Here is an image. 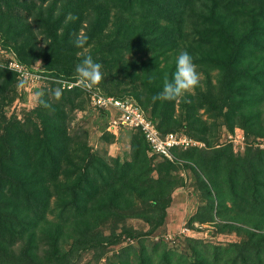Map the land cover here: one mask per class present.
<instances>
[{"label": "rangeland", "instance_id": "rangeland-1", "mask_svg": "<svg viewBox=\"0 0 264 264\" xmlns=\"http://www.w3.org/2000/svg\"><path fill=\"white\" fill-rule=\"evenodd\" d=\"M20 11L25 13L24 9L20 8ZM89 11L91 13L75 25L76 37L87 36L88 38L91 30L92 33L96 32L101 40L106 39L105 35L110 31L113 32L112 36H115L112 21L117 9L110 8L107 19L100 22H97L98 17L94 15L95 10L89 9ZM57 12L58 9L55 8L53 16L59 15L56 14ZM34 14H30L27 18V21L33 25L32 31L20 34L19 39L38 41L37 45L45 48L46 37L41 29L42 19L35 18ZM3 40L0 33V82L6 83V88L2 91L3 96L0 95V119L4 121L0 120V122L5 124L8 120H14L10 122L9 127H18L22 133L26 131L28 135L35 136L30 145L37 147L47 146L48 136L45 132L51 124L57 123L63 131V135H57L59 150L56 152V162L50 161L49 157L44 159L42 150L39 149L37 153L40 155L37 154V157L34 155L31 167L29 164L22 163L26 157L16 156L18 163L12 166L13 175L0 171V177L6 178L7 182L12 185H22L28 174L33 175L32 182L35 180L37 172L33 174L31 168L35 171L37 167L42 166L43 176L50 175L52 163L55 164L53 170L61 169L57 182L52 181L53 186H49L51 192L45 197L48 203L40 207L43 218L41 224H36L34 227L38 234L35 239L37 249L22 253L23 248L29 247V239L15 238L10 243L12 248L8 254L14 256L16 260H21L22 264L33 262L46 264L55 246L62 252H68L72 241L78 235L76 221L79 220V215L78 211L72 207L76 196L82 189L87 191L92 187H103L101 182L106 177L120 176L122 172L130 168L131 176L138 175L141 169V174L146 172L147 177L150 175L155 179L163 177L165 180L175 182L170 193L171 200L165 207L164 218L152 226L151 222L143 219L142 213H137L145 209L143 198L138 195L139 192L124 196L119 212L108 213L101 229L107 240L98 248L84 249L80 246L73 248L68 253L70 264H119L116 262L118 253L123 250L127 253L130 251L125 257L126 260L135 261L141 248H146V253L150 252L152 244L154 247L158 245V242L160 246H163L164 242L165 246L163 249L158 247L160 249L154 255V261H159L165 249H170L176 258L183 254L188 260L192 256V248L196 247L194 246L196 241L208 242L213 246L219 245L224 248L230 242L242 239L245 236L244 232L236 226L253 228L264 234V206L254 211L253 215L243 213L241 210L245 207L242 201L253 199L254 196L250 191L249 199H245V194L239 188L240 183L245 179L254 183L256 174L248 166V161L258 155L256 148L264 151V134L256 135L249 129L246 131L240 123L242 121L239 115L227 114L225 118L211 106L210 94L219 86L222 71L216 66L215 50L207 52L209 48L211 49L210 45L197 42L192 50L186 42L179 47L178 53L181 50H187L194 57L199 72V83L195 89L174 99L175 118L180 120V128L187 133L184 130L181 132L195 141L196 151L183 154L184 158L178 159L180 164L169 165L159 156L151 153L148 147L144 150V142L139 143L140 137L135 130L113 123L112 120L116 115L113 108L99 109L90 102L89 90L111 96H123L128 93L126 95L134 97L138 102L140 97H145L149 90L148 102L142 103L150 110L155 100L154 91H158L159 88L161 91L165 79H171L169 72H166L162 78L154 76L152 81H148L149 83L144 78L134 81L141 67L145 66L143 59L150 51L143 55V51H135V48L116 50L109 40L104 46V51H101V46L95 43V39L94 42L91 41L74 53L73 58L64 64L69 66L70 62H73V65L68 68L71 69L70 74H67L71 76L63 73L56 77L47 73L50 69L47 70L44 58H38L30 64L22 62L17 57L16 44H6ZM160 46L157 45L156 48ZM178 53L175 54L172 50L167 53L174 59V64ZM87 56H91L94 61L102 64L101 71L104 77L97 84L101 85L103 82L102 87L110 94H105L96 84L90 89L81 87L75 68ZM10 57H14L31 73L29 78L18 75L17 72L6 67ZM54 70H56L55 67ZM65 81L78 82L79 85L67 88L63 85ZM75 87L81 91H75V93L67 91ZM57 89L61 90L59 98L55 96ZM249 91L250 94L245 95V98L251 99L252 104L258 103L264 111V86H250ZM136 100L134 101L137 102ZM52 105H55L54 108L57 107L59 111L54 113ZM227 107L229 105L225 103L223 110ZM50 118L54 122H51ZM260 119L264 122V113L260 115ZM260 129H263L264 133L263 126ZM2 132L3 128L0 125V134ZM131 141L135 146L141 145L140 148L143 151L136 160L133 159ZM216 158L220 162L217 165ZM232 165L242 167L241 173L232 172ZM256 167L264 175V154L262 163ZM70 175L74 181L79 176L84 178V175L86 179H82V183L74 187L72 191L63 185L65 180L67 184ZM140 180L145 179L142 177ZM234 180L237 181L236 185L233 183ZM24 186L28 194L30 191H36V187H33L31 182ZM232 186H235L234 189ZM247 186H249L248 183ZM101 187L99 190L102 189ZM211 201L213 212L210 214L208 207ZM245 211L251 212V209L248 207ZM196 212L200 216L195 217ZM201 218L203 220H200ZM66 220V230L63 229V235L55 241L56 236L61 234V230L54 223L61 225V222ZM12 222L15 225L17 220L12 217ZM32 229H29L28 233ZM20 230H23L21 226Z\"/></svg>", "mask_w": 264, "mask_h": 264}, {"label": "trees", "instance_id": "trees-1", "mask_svg": "<svg viewBox=\"0 0 264 264\" xmlns=\"http://www.w3.org/2000/svg\"><path fill=\"white\" fill-rule=\"evenodd\" d=\"M47 3L48 5H46ZM59 4L60 6H58ZM113 7L117 9L112 21V30H115V36H112L113 32L110 31L105 35L106 39L102 38L101 40L96 32L92 33L91 30L85 45L96 39L95 43L101 46V51H104V46L109 40L116 50L135 48V51H143V55L150 51L147 53L148 56L143 59L145 66L141 67L134 77V81L144 78L148 82L152 81L154 76L162 78L166 72L172 74L175 64L174 59L167 54L170 50L176 54L180 45L186 42L189 48L192 47V50L193 47H196L197 42L208 44L212 50L209 48L207 52L215 50L216 66L222 71L219 86L215 92L210 94L212 96L210 97L211 106L225 118L227 114L239 115L240 121H242L240 123L246 131L249 129L256 135L264 134L263 129H260L262 126L264 128L263 119H260V115L264 113L263 107H259L258 103L252 104L251 99L245 98V95L250 94V86H264V0H38V2L37 0H0V33L4 43L16 44L15 51L22 62L30 64L42 57L47 63V70H51L47 71L48 74L58 77L66 73V76H71L67 74H70L71 69L68 68L73 65V62H70L69 66L64 64L73 58L74 53L83 48L74 44L77 38L75 25H78L88 16V13H91L89 9L95 10L94 15L98 17L97 22L106 20L110 8ZM20 8L24 9L25 13H22ZM55 8L58 9L56 14L59 15L53 16ZM30 14H34L35 18L38 17L39 20L42 19L41 29L45 32L46 37L45 48L38 46V41L19 39L20 34L32 31L33 25L27 21ZM11 30L13 31L11 32ZM157 45L161 46L156 48ZM95 47L97 46L95 45ZM0 83L2 97L6 83L3 81ZM96 85L105 94H110L102 87L104 86L103 82L101 85ZM159 90L154 91L155 96L160 92ZM67 91L75 93V91L80 92L81 90L75 87ZM126 94L115 96L136 100ZM148 94L149 90L145 97L141 96L140 101H136L155 123L157 129L162 134L170 131H183L184 129L179 126L180 120L175 118L174 99H155L149 110L148 106L143 104L148 102ZM225 103L229 107L223 110ZM54 106L52 105V109L56 113L59 110ZM99 109L105 110L104 108ZM0 120L4 122L2 119ZM13 121L8 120L5 124L0 122L3 128V132L0 134V171L13 175L12 166L18 163L16 156L26 157L22 163L29 164L31 167L32 158L34 155L36 157L37 154L40 155L37 153L40 150H42L41 154L42 157H45L44 159L49 157L50 161L56 162L55 156L59 150L57 149L59 141L57 135H63V131L60 130L57 123L51 124L45 132V135L48 136L46 138L47 146L40 144L41 147H37L30 145L35 136L28 135L26 131L22 133L18 127H9L10 122ZM51 122L54 120L52 119ZM131 130L134 129L131 128ZM135 131L139 134V143L144 142V144L142 143L143 146L145 145L144 150L149 148L142 132ZM131 144L133 159L136 160L143 151L140 148L141 145L135 146L132 141ZM256 149L258 155L248 161V166L256 174L254 183L245 179L239 185L241 192L245 194V199H249L250 191L254 196L253 199L242 201L245 208H242L241 211L249 213L248 215H253L254 211L264 206V175L256 167L262 163L264 151L260 148ZM195 151L194 146L185 149L173 147V159L157 154L155 156H159L162 161L173 165L180 164L178 159L184 158L183 154H191ZM248 153L250 154V152ZM217 161L216 158V165L220 163ZM54 166L55 164L52 163L49 176L41 174L42 166L37 167L35 171L31 168L33 174L37 172L35 180L32 182L33 175L28 174L22 185H12L7 182L6 178L0 177V264H22L21 260H16L14 256L8 254L12 248L10 243L15 238L29 239L30 245L26 249L23 248L22 253L37 249L35 239L38 234L34 227L36 224L39 225L43 218L40 207L48 203L45 197L51 192L49 186H53L52 181L57 182L59 171H61L60 168L56 171L53 170ZM232 168V172L241 173L242 167L232 165ZM130 170L131 168L122 172L120 176L106 177L108 180L105 178L106 182H104L105 180L104 183L101 182L103 187L99 186L102 188L101 190L97 187H92L87 191L82 189L72 203L73 209L78 211L79 215V220L76 221L78 235L72 241L68 252H62L55 246V250L49 255L46 264L52 262L70 264L68 253L77 246L84 249L98 248L107 240L101 229H103L108 213L119 212L124 196L139 192L138 195L143 198L145 209L137 213H142L143 219L151 222L152 226L164 218L165 207L171 200L170 193L175 182L165 180L163 177L157 179L151 175L147 177L146 172L141 174V169H139L138 175L131 176ZM71 175L68 177L67 184L65 180L63 185L73 191L74 187L80 185L82 179H86V177L85 175L84 178L79 176L74 181ZM142 177L145 180H140ZM29 182L33 187H36V191H30V194L27 193L24 186L29 185ZM233 183L236 185L237 181L234 180ZM234 187L232 186L233 189ZM40 188L42 189L39 191ZM27 201L28 203H26ZM248 207L251 212L245 211ZM208 210L210 214L213 212L212 201ZM197 212L194 214L195 217L200 216ZM12 217L17 220L15 225L12 222ZM66 222L67 220L61 222V225L54 223L61 230V234L56 236L55 241H58V237L63 235V229L66 230ZM20 226L23 230H20ZM31 228H33L32 231L28 233ZM236 228L243 230L245 236L242 239L230 242L224 248L219 245L213 246L208 242L199 241L198 243L196 241L194 244L196 247L192 248V256L188 260L183 254L176 258L170 249H165L162 251L159 261H154V255L165 246L164 242L163 246H160L158 242V245L156 244L154 247L152 244L150 252L146 253V248H141L135 261L126 260L125 257L130 251L127 253L123 250L118 253L116 262L119 264H264V234L253 228L237 226ZM159 246L160 248H158ZM49 260L51 261L48 263ZM30 264H40V262Z\"/></svg>", "mask_w": 264, "mask_h": 264}, {"label": "built area", "instance_id": "built-area-1", "mask_svg": "<svg viewBox=\"0 0 264 264\" xmlns=\"http://www.w3.org/2000/svg\"><path fill=\"white\" fill-rule=\"evenodd\" d=\"M7 68L13 70L23 77L29 78L31 73L23 68L14 58L10 57L6 62ZM30 73V75H29ZM63 85L67 88L78 86V82L65 81ZM90 92V102L96 108H113L116 112L114 124H119L134 130H140L151 153L173 159V147L188 148L195 145V141L183 132L170 131L162 134L155 123L146 115L137 102L130 98H118L111 95H104L96 91Z\"/></svg>", "mask_w": 264, "mask_h": 264}, {"label": "clouds", "instance_id": "clouds-1", "mask_svg": "<svg viewBox=\"0 0 264 264\" xmlns=\"http://www.w3.org/2000/svg\"><path fill=\"white\" fill-rule=\"evenodd\" d=\"M87 36H77L74 44L77 47H83ZM102 64L94 61L91 56L85 57L76 65L75 72L78 75L81 87L90 89L104 77L101 71ZM199 83V72L194 57L187 51L181 50L175 58V67L171 74V79H165L162 90L154 99L172 100L185 92L195 89ZM61 90L55 91V96L59 98Z\"/></svg>", "mask_w": 264, "mask_h": 264}]
</instances>
